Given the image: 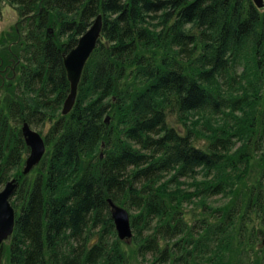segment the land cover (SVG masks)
Here are the masks:
<instances>
[{
    "label": "trees",
    "instance_id": "16d2710c",
    "mask_svg": "<svg viewBox=\"0 0 264 264\" xmlns=\"http://www.w3.org/2000/svg\"><path fill=\"white\" fill-rule=\"evenodd\" d=\"M8 1L27 22L16 66L0 73L9 93L0 109V186L17 181L0 264H264V7ZM97 13L99 36L74 101L55 114L68 92L62 53ZM13 34L0 35V68L14 59ZM39 119L52 122L26 178L19 125ZM217 194L225 200L205 201ZM106 197L134 210L127 243Z\"/></svg>",
    "mask_w": 264,
    "mask_h": 264
},
{
    "label": "water",
    "instance_id": "95a60500",
    "mask_svg": "<svg viewBox=\"0 0 264 264\" xmlns=\"http://www.w3.org/2000/svg\"><path fill=\"white\" fill-rule=\"evenodd\" d=\"M251 1L258 8L264 7V0ZM100 26L101 16L97 13L89 26L76 38L74 45L62 53V63L68 80V92L60 108L62 114L70 109L74 101L76 84L82 66L95 45L96 39L99 36ZM107 120L108 116L105 115L104 121L107 122ZM19 131L24 144L28 147V152L24 156L23 164L20 168V173L25 174L37 164L45 150V144L41 134L31 128L24 120L19 125ZM16 184V178L12 176L5 180L0 187V242L10 235L13 228L14 209L9 198ZM105 200L117 238L125 243L129 242L132 230L128 211L122 205L114 202L110 197H106ZM260 244L264 245V228L262 229Z\"/></svg>",
    "mask_w": 264,
    "mask_h": 264
},
{
    "label": "rangeland",
    "instance_id": "374dc122",
    "mask_svg": "<svg viewBox=\"0 0 264 264\" xmlns=\"http://www.w3.org/2000/svg\"><path fill=\"white\" fill-rule=\"evenodd\" d=\"M26 18L25 16H20L18 14V11L16 9V6L14 3H11L9 2L8 0H0V35L1 34H5L6 37H10L12 36L13 32L16 34H13L14 37V42L11 46H9V48H11V57L14 58V56H16L15 54V51H16V44L15 43H18L21 41V38L23 36V33L26 31ZM6 44V43H4ZM15 60V58L13 59V61ZM9 65H13V68L14 66H16V63L15 62H10ZM9 70V69H7ZM4 70H0V73H4L3 72ZM2 78L3 79H9L10 77L6 74L2 75ZM13 82L15 83V80H13ZM9 87V86H8ZM17 88H19V86H16ZM7 87L6 86H3L0 85V109L2 111V113L4 112L5 108L4 107V101H6L7 97H9V93H8V89H6ZM12 97H14L12 94H10ZM32 94H30L29 92L27 93V97H30ZM14 101H16V97H14ZM61 108V106H60ZM60 110H56L54 113L57 114ZM195 116H191L189 115L187 118H189L188 120L191 121V119H194ZM170 119H174V116H171ZM46 121H41L40 119L38 120V124H30V127L37 130L41 136L43 137L45 135V132L47 131L49 125L51 124V120H47L45 119ZM40 121V122H39ZM108 122V120H107ZM197 140V139H195ZM33 174V169L29 170L27 173H25V177H29ZM23 176V175H22ZM10 178V177H9ZM2 186V185H1ZM0 186V187H1ZM223 196L222 195H212V196H208L205 198V201L208 203V204H218V203H221L223 202L225 199L222 198ZM185 207H187V205H185ZM128 211V214L129 212H134L133 209H130V210H127ZM252 224L254 225V227H259L260 226V222L258 221V219H253V222ZM251 228V223H248L247 225V230H250ZM263 228V227H262ZM133 233V232H132ZM132 236V235H131ZM131 240V238H130ZM1 243V242H0ZM6 244V242H4ZM132 245H128V248H131ZM124 248H125V245H124ZM251 260V259H250ZM126 264H135V260L134 258L132 257H129L127 259V262Z\"/></svg>",
    "mask_w": 264,
    "mask_h": 264
},
{
    "label": "flooded vegetation",
    "instance_id": "af4514ba",
    "mask_svg": "<svg viewBox=\"0 0 264 264\" xmlns=\"http://www.w3.org/2000/svg\"><path fill=\"white\" fill-rule=\"evenodd\" d=\"M13 61V60H12ZM10 62H11V60H10ZM14 62V61H13ZM10 63H8V64H6L4 67H2V68H0V70L2 71V70H4V68L6 67H8V68H10V69H12L13 68V65H9Z\"/></svg>",
    "mask_w": 264,
    "mask_h": 264
}]
</instances>
